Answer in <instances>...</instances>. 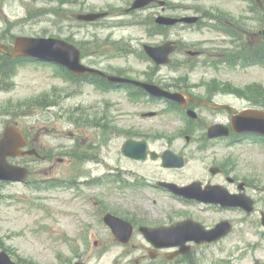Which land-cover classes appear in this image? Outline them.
Segmentation results:
<instances>
[{
    "label": "rangeland",
    "instance_id": "1",
    "mask_svg": "<svg viewBox=\"0 0 264 264\" xmlns=\"http://www.w3.org/2000/svg\"><path fill=\"white\" fill-rule=\"evenodd\" d=\"M169 1L173 8L154 7L149 15L139 18L201 15L214 25H233L238 31L243 25V31L252 32L247 35L252 41L253 32L264 30L259 15H251L253 7L248 8L243 0ZM128 4V0H0V42L12 47L20 35L77 41L86 47L83 63L109 74L151 80L169 89L183 87L239 109L264 108L263 67L212 69L204 63L205 58L233 47L229 36L190 24L170 29L169 35L153 34L147 23L126 22L132 21L133 15H119ZM90 10L108 11L111 16L102 23L81 24L77 13ZM114 40L113 47L107 44ZM167 40L198 54L178 52L174 57L177 62L191 63L175 69L157 67L138 52L144 45ZM122 48L134 52L114 56ZM62 75L55 66L34 63L18 64L6 74L0 70V80L5 82L0 81V134L8 123H16L29 130L31 143L45 155L44 159H24L30 162L34 184L0 185V250H7L22 264H253L254 258L264 264V225L259 214L264 210V146L208 148L209 142L196 141V134L206 137V129L196 133L186 128L163 103L136 104L125 91L104 93L89 84L71 88ZM50 102L53 105L48 106ZM157 109L161 113L151 116ZM200 117L199 125L203 122L207 127L227 122L230 115L202 108ZM135 136L147 137L151 149L159 154L171 149L186 156V166L165 168L161 159L126 157L123 141ZM213 163L224 171L225 178L232 177L238 185L243 182L246 193L255 199L257 211L248 217L250 222L240 219L238 213L199 210L200 203L185 205L150 188H143V193L111 181L114 177L128 183L149 178L183 186L211 177L209 166ZM212 182L237 191L238 186L221 176ZM106 212L136 226L129 243L115 240L103 221ZM187 217L207 228L215 227L222 217H232L235 228L217 242L198 245L188 241L191 250L186 254L169 258L170 252L180 249L177 246L159 248L151 257L152 245L139 227L174 224ZM243 231L245 241H240L239 232Z\"/></svg>",
    "mask_w": 264,
    "mask_h": 264
},
{
    "label": "water",
    "instance_id": "2",
    "mask_svg": "<svg viewBox=\"0 0 264 264\" xmlns=\"http://www.w3.org/2000/svg\"><path fill=\"white\" fill-rule=\"evenodd\" d=\"M149 0H138L135 7L144 5ZM104 15V14H101ZM84 19L93 20L98 17L97 14H87L83 16ZM194 19H188V21H193ZM5 48V46H0V49ZM169 44L158 47L150 48L147 47L149 53L158 61V63L167 62V55L171 51ZM26 54L33 55L40 58H45L48 60L58 61L69 68H71L76 73L83 72H96L94 69H90L80 64L79 62V51L75 49L72 45L67 44L62 40H57L53 38H31V37H19L15 42V49L13 55ZM112 81H126L119 77H109ZM152 93L157 95H168L163 90L152 87L150 85H145ZM172 98L178 99L180 94L171 95ZM233 126L239 132L247 131H259L264 133V112L260 111H246L240 115L233 117ZM215 126L214 128H217ZM227 131H216L212 135H220L226 133ZM23 133L14 126H8L5 131V136L0 139V180H25L27 176V171L25 168H19L16 166L9 165L7 157L17 156L21 153L20 147L25 145ZM124 151L127 155L133 158H146L148 153V147L146 142L138 141H128L124 147ZM155 154V152H153ZM154 157V155H153ZM164 165L166 166H182L184 164L182 157H177L173 155L170 151L164 153ZM238 204L251 207L250 204L238 201ZM104 220L111 226L115 235L120 241L127 242L132 234V227L128 222H124L119 217H115L111 214H106ZM126 226L123 229L121 226ZM176 228V227H175ZM148 230V229H146ZM145 230V231H146ZM165 229L154 230L153 234H149V237L156 242L159 246H162L158 241L157 235L164 232ZM166 235V234H165ZM166 236H174L175 241L171 242L169 245L183 244L186 240L194 239L197 242L202 241H213L217 240L220 236L215 233H205L199 229H181L179 228L173 234H168ZM162 236V237H166ZM16 264L11 261L9 256L4 253L0 254V264ZM83 264V263H77Z\"/></svg>",
    "mask_w": 264,
    "mask_h": 264
},
{
    "label": "flooded vegetation",
    "instance_id": "3",
    "mask_svg": "<svg viewBox=\"0 0 264 264\" xmlns=\"http://www.w3.org/2000/svg\"><path fill=\"white\" fill-rule=\"evenodd\" d=\"M164 3L167 5V7H164V8H169V6H170V1H169V0H165ZM156 5H157V4L155 3V0H154L153 4L147 6L146 8H144V9H142V10L136 11V13H141V14H146V13H147V14H148V13H150V11H154V8H152V7H153V6H156ZM193 98H195L194 101H193L192 103H188V105H187L186 108H194V109H196L197 111H199L201 108L206 107L205 105L202 104V102H205V100L200 99L199 96H197V97H193ZM207 98H208L209 100H214V97H213V96H212V97L207 96ZM227 123H228V121H227ZM29 147H33V146H32V143H31L30 141L28 142V145H27V148H29ZM25 157H26V156H25ZM221 172H224V171L221 170ZM218 176H221V177L225 178V177L223 176V174H219ZM232 184H233V183H231V185H232ZM230 190H231V188H230ZM232 193H235V191H232ZM233 228H235V225H234ZM243 233H244V234H243ZM243 233H242V232H239V237H240V238H241V237H244V236L246 235V232H245V231H243Z\"/></svg>",
    "mask_w": 264,
    "mask_h": 264
},
{
    "label": "trees",
    "instance_id": "4",
    "mask_svg": "<svg viewBox=\"0 0 264 264\" xmlns=\"http://www.w3.org/2000/svg\"><path fill=\"white\" fill-rule=\"evenodd\" d=\"M6 73V71H4Z\"/></svg>",
    "mask_w": 264,
    "mask_h": 264
}]
</instances>
